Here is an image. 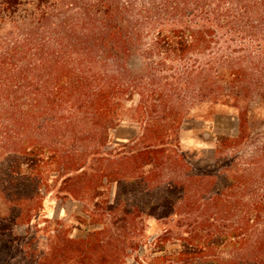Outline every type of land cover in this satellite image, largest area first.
Instances as JSON below:
<instances>
[{
  "label": "trees",
  "instance_id": "obj_1",
  "mask_svg": "<svg viewBox=\"0 0 264 264\" xmlns=\"http://www.w3.org/2000/svg\"><path fill=\"white\" fill-rule=\"evenodd\" d=\"M0 13L19 36L8 96L16 190L38 182L33 201L42 199L57 172L68 197L87 193L99 207L100 190L111 195L113 185L104 216L168 225L149 264H264V128H253L251 110L264 101V0H4ZM205 103L232 107L239 120L237 136L217 139L207 170L187 161L178 138ZM127 106L143 136L110 150ZM27 215L7 226L11 256ZM53 233L47 254L26 246L16 264H81L105 230L66 236L65 246Z\"/></svg>",
  "mask_w": 264,
  "mask_h": 264
},
{
  "label": "rangeland",
  "instance_id": "obj_2",
  "mask_svg": "<svg viewBox=\"0 0 264 264\" xmlns=\"http://www.w3.org/2000/svg\"><path fill=\"white\" fill-rule=\"evenodd\" d=\"M3 1L0 0V5ZM15 33L11 20L8 17L3 18L0 13V264H16L21 261L26 246L28 250H34L31 253L35 257L41 252L47 254L50 250L51 236L58 230L62 231L58 240L64 246L66 236L74 240H83L92 232L105 230V234L99 238L100 243L95 242L96 251L88 252V258L81 264H149L152 245L168 225L155 219H145L136 213L127 218V222L121 213L104 216L102 212L106 211V205L102 202L108 195L113 201L115 192L113 185L111 195L109 189L100 190L104 195L96 200L100 204L99 207L94 206L95 201H91L87 193H83L80 200L68 197L64 192L66 190L64 178L57 172L52 173L50 178L41 184L42 199L35 200L38 182H25V187L30 188V192L27 189L24 192L16 190L19 183L12 181L11 171L14 163L10 152L18 140L13 142V124L8 114L11 70L14 65L21 64L19 59H13L10 50L12 43L19 37ZM131 68L135 73L142 71L143 63L139 57L132 59ZM129 110L130 106H127L126 115L121 123L110 131L106 143L108 149L123 151V146L140 141L143 136L144 126L132 120L128 115ZM251 110L253 128L263 129L264 101L258 99L253 101ZM238 131L236 109L206 103L193 106L179 130L180 149L193 167L207 170L214 163L217 139L222 136L235 137ZM14 200L16 204L20 202L19 207L12 204ZM20 210L28 215L24 218V223L14 229L13 233L19 238V242L16 245V255L11 256L14 254V247L11 243L12 233L7 226L14 216L19 215ZM72 249L77 250V246ZM73 258L69 264H80L77 256Z\"/></svg>",
  "mask_w": 264,
  "mask_h": 264
}]
</instances>
